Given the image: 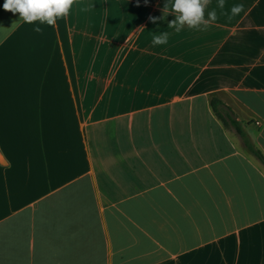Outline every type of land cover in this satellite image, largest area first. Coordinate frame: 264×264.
Here are the masks:
<instances>
[{
    "label": "crops",
    "instance_id": "crops-1",
    "mask_svg": "<svg viewBox=\"0 0 264 264\" xmlns=\"http://www.w3.org/2000/svg\"><path fill=\"white\" fill-rule=\"evenodd\" d=\"M4 2L0 264H264V160L211 107L264 157V0L179 32L174 0Z\"/></svg>",
    "mask_w": 264,
    "mask_h": 264
},
{
    "label": "clouds",
    "instance_id": "clouds-1",
    "mask_svg": "<svg viewBox=\"0 0 264 264\" xmlns=\"http://www.w3.org/2000/svg\"><path fill=\"white\" fill-rule=\"evenodd\" d=\"M77 0H5L3 9L13 14L19 13L20 18L26 23L40 21L50 26H55L57 19L67 17L76 4ZM139 5L140 0H136ZM147 4L148 0H144ZM210 0H174L172 3V12L175 13V19L169 22L168 27L175 28L177 32L181 31L184 25L189 28L200 29L203 25L206 30L211 22L218 19L215 9L208 12V18H205V10ZM218 7L222 10L221 15L226 16L228 20H232L244 10L243 4L233 5L230 13L223 11L225 8V0H219ZM85 11L87 9H84ZM152 22H156L159 17L150 16ZM15 26V22L11 27ZM41 32L40 27L34 29ZM168 42V33L164 32L153 37V45L166 44Z\"/></svg>",
    "mask_w": 264,
    "mask_h": 264
},
{
    "label": "trees",
    "instance_id": "trees-1",
    "mask_svg": "<svg viewBox=\"0 0 264 264\" xmlns=\"http://www.w3.org/2000/svg\"><path fill=\"white\" fill-rule=\"evenodd\" d=\"M211 107L217 117H219L225 126H231L235 128L236 132L242 136L246 146L252 150L257 156H259L262 160H264V157L262 153L257 150L246 138L244 135V132L241 128V123L238 122L235 118L234 112L231 110V108L225 104L223 100L220 98L214 96L211 99Z\"/></svg>",
    "mask_w": 264,
    "mask_h": 264
},
{
    "label": "rangeland",
    "instance_id": "rangeland-1",
    "mask_svg": "<svg viewBox=\"0 0 264 264\" xmlns=\"http://www.w3.org/2000/svg\"><path fill=\"white\" fill-rule=\"evenodd\" d=\"M254 101H260V98H254L251 100L252 103H254Z\"/></svg>",
    "mask_w": 264,
    "mask_h": 264
}]
</instances>
